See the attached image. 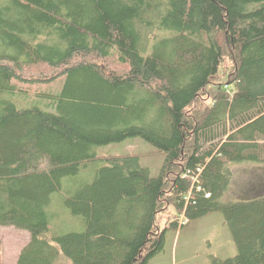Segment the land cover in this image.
<instances>
[{
	"label": "trees",
	"instance_id": "1",
	"mask_svg": "<svg viewBox=\"0 0 264 264\" xmlns=\"http://www.w3.org/2000/svg\"><path fill=\"white\" fill-rule=\"evenodd\" d=\"M35 67L50 72L23 76ZM37 82L57 85L30 96ZM139 136L164 156L157 175L98 155ZM246 162L264 164V0H0V226L30 234L16 264H149L180 229L157 227L165 199L188 220L223 216L237 253L212 264H264V194L225 197ZM55 192L81 229L51 231Z\"/></svg>",
	"mask_w": 264,
	"mask_h": 264
},
{
	"label": "rangeland",
	"instance_id": "2",
	"mask_svg": "<svg viewBox=\"0 0 264 264\" xmlns=\"http://www.w3.org/2000/svg\"><path fill=\"white\" fill-rule=\"evenodd\" d=\"M231 53L228 52L222 67L218 72L212 84L217 89L223 82L232 79L233 65ZM42 71L50 72L49 69L35 67L31 71L23 72V76L30 79L44 74ZM29 82V81H28ZM63 78L58 79L59 88ZM37 82L24 85L30 96L38 90L51 88L56 83L48 84ZM23 84V83H22ZM21 85V84H20ZM224 85V84H223ZM235 88V84L230 86ZM210 101V94L205 93L201 102L195 108L203 107L204 103ZM98 155H138L139 161L150 169L152 175H157L164 163V156L160 154L155 147H152L142 137L127 138L121 142L100 145L97 147ZM101 161H90L87 167L74 174V176H65L63 179V189L67 191V196L82 184L88 182L93 177L96 167ZM232 171V180L225 197L229 201L250 199L264 194V164L253 163H233L230 165ZM48 210L50 227L52 232H65L68 230L77 231L83 226V217L79 214H73L66 209L62 203V196L55 192L52 195L54 202ZM60 200V201H58ZM159 229L169 227L171 221L180 224V229L176 231L170 228L166 234L165 249L157 254L149 264H212L210 255L215 254L221 257H228L237 253L234 239L229 227L223 223V216L219 212H210L209 214L188 220L185 215L178 216L173 205L168 200H164L161 209L158 212ZM0 239L2 242L0 251V264H16L20 250L30 240L28 231L15 226H0ZM60 264H69L62 261Z\"/></svg>",
	"mask_w": 264,
	"mask_h": 264
}]
</instances>
